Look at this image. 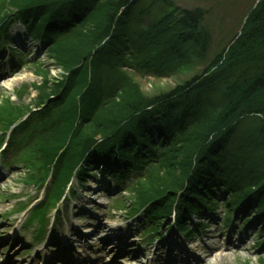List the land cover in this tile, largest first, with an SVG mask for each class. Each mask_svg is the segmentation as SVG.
Segmentation results:
<instances>
[{
    "label": "trees",
    "instance_id": "1",
    "mask_svg": "<svg viewBox=\"0 0 264 264\" xmlns=\"http://www.w3.org/2000/svg\"><path fill=\"white\" fill-rule=\"evenodd\" d=\"M204 14L165 0H0V36L23 22L63 68L51 79L38 66L43 83L34 102L0 107L2 134L30 115L23 126L32 139L15 148L29 171L25 182L37 185L55 163V199L82 160L107 157L127 171L148 170L128 192H139L132 196L137 208L151 203L157 221L175 204L195 210L193 198L201 202L213 188L256 203L264 219V0L202 74L152 98L126 95L134 73L163 76L203 57ZM158 164L165 173L181 164L182 174H156ZM185 221L180 214L177 222ZM257 261L264 264V253Z\"/></svg>",
    "mask_w": 264,
    "mask_h": 264
},
{
    "label": "rangeland",
    "instance_id": "2",
    "mask_svg": "<svg viewBox=\"0 0 264 264\" xmlns=\"http://www.w3.org/2000/svg\"><path fill=\"white\" fill-rule=\"evenodd\" d=\"M165 1L173 3L179 9L192 10L196 8L204 10L205 19L202 29L203 31H208L209 39L205 47V53L203 57L194 55L189 59L187 65L163 76L145 70L134 73L135 85L132 90L129 89L127 91L126 95H130L132 91L138 90L142 95L152 98L164 92L173 91L177 86L184 85L185 81L202 74L205 67L227 43L240 33L246 14L255 6L258 0ZM23 30L22 25L17 23L12 26L11 36L17 38V33H20V36L23 37ZM24 41L26 42L24 45L25 49L24 51L21 50L23 54L20 52V48L14 51L18 53L23 61V63L20 61L17 66L16 64H12L14 59L7 57L9 56L8 49L10 48L4 45L3 39L0 42V107L6 104L4 101L11 102V104L14 103V106L15 104L25 106L34 102L37 95V91L34 88L43 83L42 75L37 73L36 68L38 66L48 70V77H51V79L62 74L63 68L50 62L46 56V52L42 54L41 51H36L34 43L28 44L27 40ZM15 46H17V43L13 41L10 47L15 48ZM12 49L10 50L12 51ZM11 65L14 69L12 72H9ZM181 160L182 158L180 157L179 163L183 162ZM180 166L181 164H177V166H174L175 168L173 167V172L177 177L182 174ZM0 169L4 174L2 176V173H0L3 177L0 181V245H4L7 252H12L13 258L18 259L17 257L22 256V250L25 247L22 245L18 249L16 247V238L18 237L19 240H23L27 244L30 233L24 234V231L20 233L21 222L24 218L20 217L17 219V214L13 213L15 212L13 209L16 207L14 205L19 200L24 201L28 199L30 201L41 196V192L40 194H36L33 186L25 185L23 179H26V176L24 175L23 166L18 165V167L6 169L0 164ZM153 170L156 171V174L159 173L162 176L165 174L166 176H172L173 174V172L165 173L159 164ZM135 176L136 174L129 175L125 183L133 181L136 178ZM106 177V185L111 184V182L114 183L112 187L113 192L109 194L105 191L92 193L88 188L89 185L80 188L76 182L74 183V190L77 192L73 203H76V207L70 202H64L60 206L63 208L62 211L57 213L56 224L51 229L53 233L54 231L58 234L65 232V234L70 235V230L73 226H77L81 231L87 233L91 229H95L96 225L100 223L102 228L97 232L98 236H96V239L100 238L103 233L110 236L111 240L116 243L118 240H122L123 242L127 239L128 243L123 246L128 249L124 250H132L135 254L139 253L138 259H142L143 261H148L150 258H155V260L159 258L160 262H164L167 258H170L175 264H179L182 257L183 259L186 257V254H178L179 249H182L187 254L194 255L198 261L197 264H259L257 261L258 254H260L259 251H264V242L263 244L261 243L262 245H260L261 247L257 251H254L257 243L262 241L260 235L262 221H256L257 217L262 214L258 213L259 210L255 208L256 203L254 204L253 202L252 205H247L244 201L240 204L232 196L227 197V193L219 191L217 192L218 195H215L217 196V212L214 215L217 219V225H215L213 219L212 221L207 219L202 220L206 222L207 228L200 234L195 235L192 243H187L184 236L176 232V226L170 230H167L166 227H160V231L157 234H159V237L162 236V238L147 245L144 242L148 240V237L141 235V232L144 230L141 229V226L135 220L128 219V217L134 215L133 213L140 206L134 200L132 201L133 194L139 192H132L133 194L127 192L122 193L121 195H124L122 197L117 196V190L122 191V189H125V183L116 180V178L110 179L108 176ZM97 180L101 181V176H97ZM106 189H108L107 186ZM224 209L227 210L226 216ZM246 219H252V221L242 228L241 224ZM226 220H231L228 222L229 224L235 223L234 230L225 228ZM191 221L196 222L197 220L192 216ZM113 236L116 238H113ZM171 240L174 242L173 245L178 244V247L175 248L174 252H172V249L167 254ZM176 241L178 243L175 244ZM68 242L73 243L71 238ZM45 244L48 245L47 243ZM48 249L49 246L45 251H49ZM121 261L127 263L124 259H121ZM135 262V260L130 261L129 264H135ZM194 263L195 260L192 259L188 264ZM182 264L185 263L182 262Z\"/></svg>",
    "mask_w": 264,
    "mask_h": 264
}]
</instances>
